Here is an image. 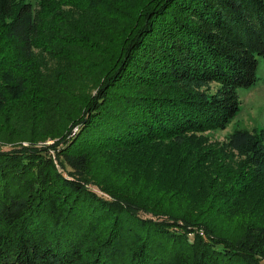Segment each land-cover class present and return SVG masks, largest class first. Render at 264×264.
Instances as JSON below:
<instances>
[{"label": "trees", "instance_id": "trees-1", "mask_svg": "<svg viewBox=\"0 0 264 264\" xmlns=\"http://www.w3.org/2000/svg\"><path fill=\"white\" fill-rule=\"evenodd\" d=\"M258 56L264 0H0V264H264V126L204 135Z\"/></svg>", "mask_w": 264, "mask_h": 264}, {"label": "rangeland", "instance_id": "rangeland-1", "mask_svg": "<svg viewBox=\"0 0 264 264\" xmlns=\"http://www.w3.org/2000/svg\"><path fill=\"white\" fill-rule=\"evenodd\" d=\"M27 1L35 6L39 0ZM257 58L256 82L250 87H240L237 89L239 98L238 112L225 128L204 133L209 142H225L236 130L244 129L251 131L253 129L258 130L264 126V57L258 56ZM88 91L94 92V87H89ZM5 138L7 137L3 138L4 141L0 140V150H8L14 146V144ZM53 141L54 139L47 137L43 141H38L37 145L52 144ZM19 142L22 145L29 144L27 140H21Z\"/></svg>", "mask_w": 264, "mask_h": 264}]
</instances>
